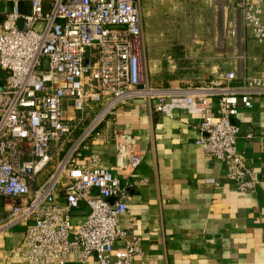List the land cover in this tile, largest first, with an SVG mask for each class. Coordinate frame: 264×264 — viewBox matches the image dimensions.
Segmentation results:
<instances>
[{
  "label": "built area",
  "instance_id": "1",
  "mask_svg": "<svg viewBox=\"0 0 264 264\" xmlns=\"http://www.w3.org/2000/svg\"><path fill=\"white\" fill-rule=\"evenodd\" d=\"M0 3V198L9 204L0 229L25 224L20 263L69 264L74 258L85 264L93 257L96 264H152L139 239L119 226L128 211L122 182L134 176L143 157L132 137L116 129L104 140L115 148L110 167H102L94 153L77 162L91 134L103 140L95 131L103 118L129 100L169 118L178 110L198 116L195 145L225 167L240 195L264 182L238 150L240 127L234 123L240 108H252L253 98L264 109V60L252 72L250 61L261 59L245 56L211 86L157 89L143 67L139 0ZM233 5L245 39L264 52V0ZM98 104L101 112L73 142L86 110ZM81 208L87 211L76 223ZM118 242L123 247L116 250Z\"/></svg>",
  "mask_w": 264,
  "mask_h": 264
},
{
  "label": "crops",
  "instance_id": "2",
  "mask_svg": "<svg viewBox=\"0 0 264 264\" xmlns=\"http://www.w3.org/2000/svg\"><path fill=\"white\" fill-rule=\"evenodd\" d=\"M254 48L259 55L253 56L261 61L251 62L249 69L257 72L264 52ZM198 121V116L184 110L175 111L173 118L158 115L151 106L142 107L141 100L120 103L96 130L103 140L91 134L77 162L94 153L102 167H110L115 148L104 140L116 129L132 137L143 157L134 176L122 182L128 211L119 226L139 239L144 259L152 264H264V182L254 193L240 195L235 183L226 179L225 167L195 145ZM234 123L240 127L238 150L246 164L264 177V109L260 99L253 98L250 109L240 108ZM248 134L252 138H246ZM8 207V201L0 200V223ZM86 211L79 209L73 220L81 222ZM24 230L25 224L0 229V264H22ZM122 247L118 242L115 248ZM72 260L69 264H77ZM85 264L96 263L91 257Z\"/></svg>",
  "mask_w": 264,
  "mask_h": 264
},
{
  "label": "rangeland",
  "instance_id": "3",
  "mask_svg": "<svg viewBox=\"0 0 264 264\" xmlns=\"http://www.w3.org/2000/svg\"><path fill=\"white\" fill-rule=\"evenodd\" d=\"M234 1L139 0L143 67L150 86H211L224 73L242 64L245 56L259 55L253 42L245 39ZM165 83L169 87H163ZM98 105L86 110V120L73 136V142L101 112L102 105ZM50 169L49 166L39 175V184Z\"/></svg>",
  "mask_w": 264,
  "mask_h": 264
},
{
  "label": "water",
  "instance_id": "4",
  "mask_svg": "<svg viewBox=\"0 0 264 264\" xmlns=\"http://www.w3.org/2000/svg\"><path fill=\"white\" fill-rule=\"evenodd\" d=\"M0 10H4V4L0 3Z\"/></svg>",
  "mask_w": 264,
  "mask_h": 264
},
{
  "label": "trees",
  "instance_id": "5",
  "mask_svg": "<svg viewBox=\"0 0 264 264\" xmlns=\"http://www.w3.org/2000/svg\"><path fill=\"white\" fill-rule=\"evenodd\" d=\"M163 87H169L168 83L163 84Z\"/></svg>",
  "mask_w": 264,
  "mask_h": 264
},
{
  "label": "bare ground",
  "instance_id": "6",
  "mask_svg": "<svg viewBox=\"0 0 264 264\" xmlns=\"http://www.w3.org/2000/svg\"><path fill=\"white\" fill-rule=\"evenodd\" d=\"M102 117L100 116V117H98V119L96 120V122H98L100 119H101Z\"/></svg>",
  "mask_w": 264,
  "mask_h": 264
}]
</instances>
